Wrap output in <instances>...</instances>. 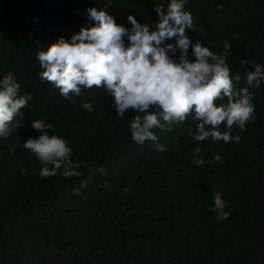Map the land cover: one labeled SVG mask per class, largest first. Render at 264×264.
Wrapping results in <instances>:
<instances>
[{
    "label": "trees",
    "instance_id": "1",
    "mask_svg": "<svg viewBox=\"0 0 264 264\" xmlns=\"http://www.w3.org/2000/svg\"><path fill=\"white\" fill-rule=\"evenodd\" d=\"M0 264H264V0H0Z\"/></svg>",
    "mask_w": 264,
    "mask_h": 264
}]
</instances>
